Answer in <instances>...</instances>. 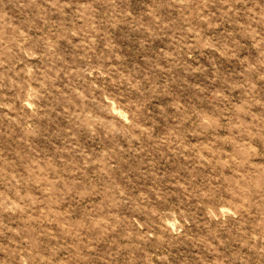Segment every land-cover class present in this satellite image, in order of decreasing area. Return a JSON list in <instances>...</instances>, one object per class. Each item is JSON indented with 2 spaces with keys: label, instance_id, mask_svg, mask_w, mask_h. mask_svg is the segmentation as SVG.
<instances>
[{
  "label": "rangeland",
  "instance_id": "374dc122",
  "mask_svg": "<svg viewBox=\"0 0 264 264\" xmlns=\"http://www.w3.org/2000/svg\"><path fill=\"white\" fill-rule=\"evenodd\" d=\"M0 264H264V0H0Z\"/></svg>",
  "mask_w": 264,
  "mask_h": 264
}]
</instances>
